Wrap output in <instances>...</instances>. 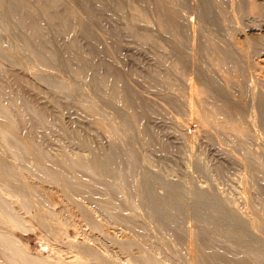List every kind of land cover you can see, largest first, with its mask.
I'll use <instances>...</instances> for the list:
<instances>
[{
  "label": "rangeland",
  "instance_id": "rangeland-1",
  "mask_svg": "<svg viewBox=\"0 0 264 264\" xmlns=\"http://www.w3.org/2000/svg\"><path fill=\"white\" fill-rule=\"evenodd\" d=\"M2 1L4 2L5 5H7V7L5 5H2L3 4ZM5 2L6 3L10 2V3L6 4ZM12 2L11 0H6V1L0 0V58L2 60L4 59L3 63H6L5 65L7 66H9V64L10 66L12 65L13 68L15 67L14 69L18 72H21V73L26 72L28 73V75H32L30 77L31 78L33 77L32 78L33 80L39 82L41 86H43L42 87L43 89L45 90L47 89L46 90L47 92L51 94L53 93V95L56 96L57 98L60 97V99L65 104L64 109L68 107L66 110H64V113H63V119L66 123L67 122L70 123L72 118L74 119L78 117V113L81 116L84 115L83 116L84 118L87 117L89 119L90 117L94 125L93 129H94L96 137L98 135L96 139V145L98 146L100 144H101L100 146L115 145L117 148H119V151L124 150L123 153H125V156L122 155L123 157L121 161L122 162L121 166L124 169L120 167L117 171H119L118 173H120V169H121V173L115 174L117 178L113 176V185L114 187L115 185L117 186L116 189L113 187V190H115V193L117 195L113 191L112 201L121 204L123 213H128L129 211L128 214H131L133 216L136 215L137 217L136 216L135 217L139 221L141 220L140 222L143 225L146 224L145 225L146 228L147 227L148 229L150 228L149 230L152 231V232L148 231L149 233H151L150 235L152 236L153 234L152 237L156 236L154 238L152 237L151 238L156 239V242H158L160 238L161 240L163 239L160 242L164 243V245L161 246L157 244L156 247L154 246L155 249L156 248L157 249L154 250L153 249L154 247L149 249L148 247L145 248L141 244H140V247L142 248H140L138 247L139 244L136 243L132 247L133 251L129 252L127 249H125V247L123 248L122 245H123V242H125V240L133 236L131 234L132 229L128 224H124L125 222L122 221L123 219L120 215L116 214V216H114V214L108 213L107 209L104 208L105 209L104 210L102 206H99L97 203L90 201V202H86V204L89 208H91L93 218L92 217L91 219L85 218L82 215L81 211L78 210L76 206L72 205L71 197L66 196L64 191L61 188L55 187L56 184H53L48 178L43 176V174H41L40 171H38V168H36V164L34 162L35 159L32 157H27V159L26 157H24L21 160H17L18 161V162L16 161L17 163H15L13 159L10 158L11 160H13L11 161L9 160V158H7L5 159L2 165L3 167L7 169L9 167L8 172L13 177H15L17 173L19 177V175L22 174L23 172L25 173L24 175L26 178L29 177L34 182H39L50 188H52L53 186V189L55 190L54 192L55 198L58 201L64 200L65 202H67L73 214L72 216H68L64 213H61L59 214V218L62 221V223L57 224V223H54V221L51 222L48 220L49 218L48 210L50 209L48 205H44V204L41 205L42 202L40 203V201L38 200L36 202L35 200L36 197L33 198L34 196L31 194L29 197L28 194H24L16 189H10L8 193H6L7 190H5L3 197H6L9 194L8 195L9 197L7 196V198H10V197L13 199L18 198L19 200L16 202V204L14 203L15 206L13 204V207L19 212H16L15 209H13L12 211L13 213L15 212L17 213L15 214L19 218V225H18L19 228L16 227L17 225L14 226L13 224L6 222L7 224L0 223V230L8 231V233L11 236L12 235L14 236V237L12 236L14 239L17 237L15 240L16 241L18 240L17 242L21 247L23 246L25 247L26 249L25 251L28 255L30 256L36 255V256L44 257L50 260H52L53 258L54 260H56L57 257L60 258V256L62 257L64 256L65 259L67 258L66 260L73 259L78 254L79 255L81 254L82 256L83 253H80L79 248L81 245L87 244L90 246L91 249H90V252L88 251L84 253L86 256L85 255L82 256V258L85 256L83 259L86 260V262L84 261V263L82 264H89V263L91 264L92 262H95V261H98L99 263L103 264L102 259H100L102 260L100 261L98 259L95 260L91 258L93 257L94 253L103 254V252L107 254L110 258L113 256L112 259L113 258L116 259L117 257L119 259L118 261L121 264H127V263L137 264L136 260L140 264L141 263L146 264L140 257L143 254L144 255L151 254L153 255L154 258L157 257L156 259L159 260V262L162 261L161 263H164V264L166 263L167 264H190L188 262L186 253H184L185 250L183 251V248L181 249L177 241L175 242L173 238L171 237L169 238V234L172 231H175V232L178 231L177 233H179L180 239L184 241L185 237L188 236L187 235L188 231L191 229L192 231H194L195 229L194 233L196 234V236L199 235L198 238L201 240H204L205 238H207L205 240L207 241L210 240V242L212 241L211 243H213L214 246H215V243L217 245V243L219 242L216 247L227 249V246L229 245L228 246L229 249L227 250L233 253L236 252L238 254L239 253L241 254V252L242 253L247 252V254H251L253 251H255L254 245H257V244L259 245V243H261L260 244L261 248L264 249L263 248L264 247V233H263L264 232V205H263L264 204V200H263L264 199V196H263L264 195V190H263L264 189V172H263L264 170V165H263L264 164V161H263L264 160V90H263L264 86H261V85H264L263 83L264 82V78H263L264 77V28H263L264 27V20H263L264 16L259 17L258 14L255 15L251 11H249L250 15L248 12L247 13L238 12L237 14H235L236 16L232 15L233 16V27L234 26L237 27V28L234 27L235 37L237 38L236 39L235 37H232L229 34L230 32L229 28H227V25L222 24V22L220 23L219 21H215V20H205V21L202 20V22H200L196 18L195 14H190L189 18L193 17L194 15L196 23L199 26L196 25L195 29L193 30L190 28V30L187 31L186 33L187 34L186 37L184 38L180 37L176 41V38L173 37V35H170V33L166 32V30H163V28L158 24V18H156L157 16H155L157 15L156 0H148V1L147 0H113V1L112 0H101V2L104 5L103 7L106 9L102 7V12L100 13L102 19L101 20L99 19L101 17L99 18L94 17V20L96 19L95 21H93V17H91L88 10L85 9L86 7L84 6L81 0H75V1L67 0L66 2L68 6L70 5L69 7L71 9V12H73L74 14L73 13L70 14L71 19L69 18L68 26L65 29L66 31L64 30V32H62L63 31L62 29L60 32V29H59L60 26L58 24L56 25V23L54 22L52 23L51 21L46 19V17L42 16L44 15V14H41L42 12L37 13V18H38V15L40 16L39 17L40 19L38 18V20H40L39 23L40 22L42 23V24L40 23V26L42 27L44 34L47 36V37L45 36L46 40H48L44 44L45 46L44 45L39 46L35 42L33 36H30L28 34L24 26L21 25V23H19L18 19L15 17L16 14L19 13V11L17 12V10L20 7H18V5L16 4L17 2L15 0H12ZM104 2L106 4H104ZM116 3L117 4L120 3V4L117 5ZM188 3L190 4V2ZM188 3H186L187 7L192 9V7ZM126 5L128 6L126 7ZM114 7H116L115 9H117L116 10L117 12L115 11ZM128 8H130L131 11ZM137 8L140 11L141 9L144 11V12L141 11L143 13L142 16L144 15L143 17L139 16L138 18V15L135 13V9ZM109 10H111V12ZM240 13L243 15H241ZM7 16L9 17V19L10 18L12 19V17L14 16L13 20L10 19L9 21ZM147 16H148V19H147ZM242 16H243L242 20L246 18L245 19L246 21L245 20L241 21ZM238 17H240V20H238ZM131 18H134V19L136 18V20L131 19ZM41 20L44 21L45 23L42 22ZM205 23H207L208 25ZM237 23L241 25L239 26ZM210 25H212L213 28ZM242 25L243 26L246 25V26L243 27ZM260 25H262L263 27ZM199 27H200V30L202 28L201 31H199L198 29ZM10 28L11 30L13 29L12 30L13 32L9 30ZM17 28L20 30H18ZM128 28H130L131 31H129ZM22 30L24 31V33ZM85 31L86 33H84ZM87 31L90 33H87ZM190 31L192 33L193 31H195V33H193L194 35L191 34ZM121 32L122 34H120ZM200 32H203L204 34L203 35L201 33V35H203L202 38H201V35L200 37H198ZM116 33L117 34L119 33L122 37L119 34L117 35ZM138 33L139 34L146 33L151 37V39L145 40V39L140 38L141 39L140 40L138 39ZM21 34H22V38H21ZM86 34L87 35L91 34V36L90 35L87 36ZM152 35L153 37L155 36L156 38L155 37L153 38ZM89 36L92 38L91 39L92 42L90 41ZM193 36L194 38L199 39L198 41H201V42H203L204 37L213 38L214 41L216 40L218 44H220L222 47L228 50L232 58L236 62H238V64L240 63L239 65H241L243 69L246 67L244 69V72L245 74L246 73H249V74L246 75L247 77L245 76V79L247 78L246 80L248 82L246 81L247 83H245L244 89L245 88L246 89L244 91L246 94L245 96L246 99L243 102L239 101L240 99L236 96V92L237 93L239 92L238 91L239 89L237 90V87L227 86L226 83H224V80L222 79V77L216 74H214L212 78L209 77L206 71L208 70L210 66L212 67V64H211V59L209 58L208 55L202 53L199 56L201 58L203 57L202 59L199 57L195 59V56H193L190 51H192L194 47H198L200 42H198L197 39H194ZM247 36L251 41L255 42L254 44L257 45L256 48L258 47L259 48L262 47V48L254 52L252 51V54L250 53L247 55V53H245L247 52V50L243 51L241 50L242 47H240L244 44V40L247 39ZM231 37L234 38L233 39L234 41L232 40ZM189 38H191V40H189ZM96 40L99 43H97ZM152 40L154 43L152 42ZM158 40L160 41V43H158ZM180 40L183 42L184 45L182 44ZM187 40L189 42H187ZM178 41L179 43L176 44V42ZM235 41L237 42L239 41L241 43L238 42L237 44V42ZM66 42H68V44H66ZM169 43H170V46H169ZM187 43H189L190 46H188ZM163 44H164L163 46L164 49L167 48V50L165 49L164 51L165 52L167 51L166 53H168V57L169 58L171 57V59L173 60H177L179 66L180 67L183 66L181 70L183 69L186 72V75L184 74L185 73L184 71H183L184 73H182L181 71L175 70L174 68H171L169 65H167L169 67L168 68L164 64L165 62H162V63L160 62L161 60L159 59V55L157 54L158 53L157 51H158V48H160ZM179 44L183 48L186 47V49L184 48L187 51V52L185 51V54L183 52L181 54V52L177 51V48H175V46H178ZM17 45L19 46L17 47ZM66 45L67 46L70 45L69 48ZM71 46L73 48L72 49L73 51H70V52L72 53L74 52L73 56L76 54V57H78V59L75 56L74 57L71 56L72 54H68L66 48L71 49ZM62 47H64V49ZM115 47H118V48H115ZM163 47H161V49ZM190 47H191V50H190ZM46 48L48 50H46ZM107 48H109L110 50ZM25 49H28V50H25ZM112 49H113V52L111 51ZM107 50L111 52L109 51L106 52ZM23 51H26V52H23ZM19 52L21 53L19 54ZM65 52L70 57V60L68 59L69 57L67 56ZM60 53H63V54L60 55ZM183 54L186 55L185 59H184ZM65 58L67 59L65 60ZM72 58H74V60ZM79 58L82 59L83 66L79 63ZM7 62L9 63L7 64ZM101 62L103 63V66L104 65H107V66L103 67ZM111 64H113V66ZM250 64L252 65L250 66ZM108 66H109V69H108ZM160 66H163L162 68L164 70L167 67L166 68L168 69L166 70L167 73H169V75H171L172 77L174 76L173 78H177L181 82L184 89H187L188 82H186V79H187L186 76L189 77V75H191L189 74V72H191V70L194 68L196 70L202 69V71L200 70L201 73L200 71H198L192 74V76H194L193 79L197 83H200L203 86L206 85L205 87H206L207 92L208 90L209 91L211 90L208 93H210L211 95L213 94V97H216L217 99H220V98L224 99V98L229 97L228 99L235 102V105L237 107L240 106L239 109L242 113V117H243L242 119L246 123L245 125L247 126V129L249 128L248 135L250 137L248 136V140L245 143V145L248 146L249 148L246 147L245 145H242L243 144L242 142H238L237 140L232 139L229 136L225 137L226 135L224 136V134L219 133L220 131H217L216 128L213 129L212 127L210 128L208 126H204L202 122L200 121V119L198 118L197 114L193 113L192 110H190L191 109L190 106L188 104L187 105L189 107L185 105L187 102H184V100L186 101V98H184V96L182 98V95L179 94V92L176 91L175 89L172 90L171 89L172 87L169 84L168 86L166 84L162 85V84L157 83V80L159 82L161 80L160 75H159V70H163ZM106 67L108 71H106ZM103 69L109 74H111L110 72H112L111 75L117 72L118 73L120 72V76L122 75L121 76L122 84L123 86H125L126 91L127 92L129 91L128 93L131 96L135 95V97L133 96L135 103H134V107L132 105V109L128 104L124 103V101H121L119 99L116 100V97L112 95L113 93L111 92V90H109V88L107 89V87L103 85V78L105 75H107V73H105ZM172 69L178 73L172 71ZM76 72L77 74H75ZM100 74L102 76H100ZM174 74H176L177 76ZM182 74L184 75L183 77H182ZM254 76L257 79H255ZM183 83H185V86ZM212 83L213 84L216 83V85H213ZM160 88H163V89L160 90ZM217 88H220V90H218ZM168 89H171L172 92H170ZM160 91L162 92V94ZM175 92L178 95H175L176 94ZM253 93L257 95L255 96ZM179 95H181V97ZM136 96H137V100H139L141 104H143L142 106L139 101H136L135 99ZM176 97L178 100L182 98L180 100V103L182 104L184 103L183 106L181 104L178 105L174 102L175 101L174 98L176 99ZM235 99H237L239 102ZM182 100L183 102H181ZM143 102L144 103L147 102L149 106L151 105V108L155 107L153 109L154 111H156V113L154 114V111H152V114L154 116L150 115L151 113H148V112L147 113L150 116L149 117L147 116V113L144 109L145 107H143L144 106ZM150 103H153V104H150ZM70 106H72V108ZM73 110L75 111V113ZM76 110L78 111L76 112ZM135 112L137 113V115L139 114L138 117H136L137 115ZM73 114H75V116ZM233 114L235 116H240L237 112H234ZM233 114L232 116H234ZM80 115L79 117H81ZM141 115L143 116L146 115L148 119L145 116L143 117L144 119L143 120ZM91 116H93V118ZM140 122L142 123V126ZM96 126L98 128H96ZM138 126H139V129H138ZM142 127L144 128L147 127L146 131H148L150 135L153 134L151 136V139L153 138L152 140L156 141L155 144L157 143L156 145L159 147L160 150L157 148L156 145L155 146L150 145L149 143L145 142L146 140L143 139L145 137L141 130ZM205 128L207 129L206 131H205ZM43 130L44 129L37 128V131L40 133H42ZM55 131L57 133H54V130L50 131L52 132L51 134L50 133L48 134L50 138L47 137V140L49 139L50 142L46 140L48 145L45 144V146L46 145L48 146L46 147L48 148L50 154H52L53 152L54 154L52 155H55L54 151H57L58 146L60 147L61 145L60 142L61 143L63 142L62 144L64 145L62 146H65V149L66 151H68L67 153L70 156L73 157L76 155H83L84 157L86 156L84 159L87 160L88 162L89 153H86V150H84L82 147H80L76 143L71 142L70 140H69L70 142L68 140L66 141L67 138L65 137L64 139L60 131H57V130ZM115 139L117 141H115ZM157 140H159V142ZM120 141H123V142H120ZM161 142L165 143L166 146H168L169 144L167 148L168 150L166 149V147L164 148L163 146H161L160 144ZM152 144H154V142ZM242 146H245V147L243 148ZM248 149H251L250 152ZM254 151L255 152L258 151L257 154ZM128 153L130 155L132 154L131 157ZM14 163H15V167H14ZM124 166L125 167L128 166L126 167L127 169ZM21 169L24 171H22ZM86 172L89 173V174L86 173L87 174L86 176L88 177L90 176L91 178L95 180V184H97L96 185L97 190L99 192L105 191V189L103 190L100 187H98V186L103 185L101 183V180L99 179V176H97V174H94L91 170H87ZM125 176L127 178L130 176L129 177L130 179L129 178L127 179ZM6 182L7 180L5 178L0 177V184L2 183V185H0L1 188H3L2 186L6 185ZM99 188L102 191H100ZM121 191H123L124 193ZM121 193L123 194L121 195ZM126 194L128 195V197ZM254 196H255V199H254ZM31 198L34 201H31L32 200ZM28 199H30L31 202H29ZM161 199H162V203L160 202ZM122 200H123L124 205H122L123 203H121ZM125 200L129 201L127 202L126 206H125V203H126ZM250 200L252 201L250 202ZM130 201L131 202L133 201V202L131 203ZM128 204L131 208L128 206ZM132 205L134 207H132ZM52 206L55 208H58L60 207V204L59 202H57L55 203V205H52ZM52 206L51 208H53ZM122 206L126 207V210ZM19 209L21 210L22 214H19L21 213ZM133 210L136 214L133 212ZM130 211L133 213H131ZM162 215L164 216V219H165V216L167 217L166 220L170 218V223L168 224L167 229H166L167 225L164 226L163 228V224L165 220H163ZM161 219L163 220V222L161 221ZM246 219H249V220H246ZM254 219L261 221L260 223H263L262 225L260 224V228L259 227L256 228L255 226H253ZM171 221L173 222V224H171L172 223ZM250 222L251 224H249ZM99 225H102L103 227ZM188 227L190 228L189 230H188ZM241 228L243 229V231ZM253 229H255L254 232H253ZM259 229L261 232L259 231ZM91 236H95V237L93 238ZM210 236L212 238H210ZM181 237H183V239ZM100 238H102L104 241L102 239L100 240ZM114 238L116 239V241ZM169 239H171L172 241ZM187 239L188 238H186V240ZM212 239L215 241H213ZM100 241H102V244ZM220 241L225 242V243L228 242V243L226 244V246H224L225 243L220 244ZM112 242H114L115 244ZM231 244H233V246ZM118 246H121L122 248ZM238 246L239 248H237ZM105 248H107V251ZM244 248H247L249 250L246 249L247 250L246 251ZM137 249L139 251H137ZM141 249L143 253H141L142 252ZM151 249L154 251H152ZM234 249H236L237 251L238 249L240 250L237 252ZM262 249L260 252H263ZM74 250H75V253H74ZM88 254L90 257L89 256L87 257ZM137 254L139 258L136 256ZM70 255L71 256L73 255V257H71ZM11 257L13 261L12 264H15V262L19 261L17 256L12 255ZM13 257H15V260ZM170 257H171V260H170ZM130 259L132 260L133 263H131ZM166 259H168L169 261H167ZM0 264H5V263H2L0 260ZM16 264H19V263H16Z\"/></svg>",
  "mask_w": 264,
  "mask_h": 264
},
{
  "label": "bare ground",
  "instance_id": "bare-ground-1",
  "mask_svg": "<svg viewBox=\"0 0 264 264\" xmlns=\"http://www.w3.org/2000/svg\"><path fill=\"white\" fill-rule=\"evenodd\" d=\"M6 1V0H5ZM18 7H20L17 12L19 11V13L16 14V18L18 19L19 23H21V25L24 26V28L27 30L28 34L30 36H33L35 42L40 46V45H44L46 43V38H45V34L44 31L42 29V27L40 26V23L38 20V18L40 17L38 15L37 18V13H41L44 14L42 16L46 17V19H48L49 21H51L52 23H56V25L58 24L60 26V32L61 29L63 30L62 32H64V30L67 28L68 26V21L69 18L71 17L70 14H72L73 12H71L70 9V5L68 6L67 4V0H15ZM75 1V0H74ZM82 3L84 4V7L86 10H88L89 14L91 17H93V21L94 17H101V12H102V7L103 5V1L101 2V0H81ZM113 1V0H112ZM148 1V0H147ZM3 2V1H2ZM12 2V0H11ZM107 2V1H106ZM119 2V1H118ZM135 2V1H134ZM150 2V1H149ZM190 2V4L188 3ZM6 3V2H5ZM10 2H7L6 4H9ZM13 3V2H12ZM74 3V2H73ZM112 3V2H111ZM110 3V4H111ZM124 3V2H123ZM122 3V4H123ZM143 3V2H142ZM188 3L191 8L187 7ZM2 4V3H1ZM14 4V5H16ZM70 4V3H69ZM104 4H106L104 2ZM117 4V3H116ZM120 4V3H119ZM117 4V5H119ZM2 5H5L4 2ZM7 7V5H5ZM108 6V4H107ZM128 5H126L127 7ZM136 6V5H135ZM152 6V5H151ZM122 7V6H121ZM124 7V6H123ZM138 7V6H137ZM156 7H157V16L156 18H158V24L163 28V30H166V32L170 33V35H173V37L176 38V41L181 37H186L187 36V31L190 30V28L193 30L195 29L197 23L195 20V16L196 18L202 22V20H215V21H219L220 23L222 22V24L227 25V28H229V34L232 37H235V30L234 27L237 28L236 26L233 27V16H236L235 14H237L238 12H245V13H249V11L253 12L255 15H259V17L264 16V0H156ZM2 8V7H1ZM73 8V7H72ZM83 8V7H82ZM104 8V7H103ZM113 8V6H112ZM116 7H114L115 9ZM125 8V7H124ZM134 8V7H133ZM131 8V9H133ZM5 9V8H4ZM13 9V8H12ZM11 9V10H12ZM15 9V8H14ZM106 9V8H104ZM120 9V8H119ZM130 10V8H128ZM141 9V8H140ZM76 10V9H75ZM112 10V9H111ZM111 10H109L111 12ZM117 9H115L116 11ZM154 10V8H153ZM77 11V10H76ZM107 11V10H106ZM105 11V12H106ZM119 11V10H118ZM131 11V10H130ZM128 11V12H130ZM134 11V10H133ZM141 11H143L141 9ZM138 8L135 9V13L139 16H142V12H141ZM6 12V11H5ZM8 12V11H7ZM117 12V11H116ZM121 12V11H120ZM144 12V11H143ZM10 13V12H9ZM8 13V14H9ZM109 13V12H107ZM244 13V14H245ZM40 14V15H41ZM74 14V13H73ZM76 14V13H75ZM119 14V13H118ZM133 14V12H132ZM190 14H195V16L193 15V17L189 18ZM241 14V13H240ZM252 14V13H251ZM114 15V14H113ZM233 15V16H232ZM239 15V14H238ZM243 15V14H241ZM240 15V16H241ZM250 15V13H249ZM253 15V14H252ZM76 16V15H75ZM103 16V15H102ZM107 16V15H106ZM132 16V15H131ZM254 16V15H253ZM8 17V16H7ZM6 17V18H7ZM14 17V16H13ZM13 17L11 20H13ZM74 17V16H73ZM15 18V19H16ZM86 18V17H85ZM90 18V17H89ZM155 18V17H154ZM248 18V17H247ZM256 18V17H255ZM9 19V17H8ZM9 19V21H10ZM40 19V18H39ZM71 19V18H70ZM75 19V18H74ZM91 19V18H90ZM100 20L102 19L99 18ZM98 19V20H99ZM134 19V18H131ZM142 19V18H141ZM148 19V16H147ZM235 19V18H234ZM243 16L241 18L242 20ZM250 19V18H249ZM43 20V19H42ZM41 20V21H42ZM87 20V19H86ZM89 20V19H88ZM99 20V21H100ZM136 20V18L134 19ZM237 20V18H236ZM238 20H240V17H238ZM255 20V19H254ZM260 20V19H259ZM264 20V19H263ZM47 21V20H46ZM103 21V20H102ZM107 21V19H106ZM145 21V20H144ZM149 21V20H148ZM198 21V22H199ZM235 21V20H234ZM246 21V20H245ZM252 21V20H251ZM257 21V20H256ZM16 22V21H15ZM44 22V21H42ZM85 22V21H84ZM133 22V20H132ZM140 22V21H139ZM143 22V21H142ZM150 22V21H149ZM236 22V21H235ZM238 22V21H237ZM249 22V21H248ZM258 22V21H257ZM14 23V22H13ZM12 23V24H13ZM45 23V22H44ZM71 23V22H70ZM99 23V22H98ZM156 23V22H155ZM251 23V22H250ZM253 23V22H252ZM17 24V23H16ZM42 24V23H41ZM49 24V23H47ZM85 24V23H84ZM87 24V23H86ZM92 24V23H91ZM95 24V23H94ZM109 24V23H107ZM114 24V23H113ZM157 24V23H156ZM157 24V25H158ZM201 24V23H199ZM207 24V23H205ZM238 24V23H237ZM254 24V23H253ZM263 24V23H262ZM14 25V24H13ZM20 25V24H19ZM17 25V26H19ZM54 25V26H56ZM208 25V24H207ZM239 25V24H238ZM241 25V24H240ZM239 25V26H240ZM256 25V24H255ZM9 26V25H8ZM52 26V25H51ZM58 26V27H59ZM111 26V25H110ZM114 26V25H113ZM159 26V27H160ZM199 26V25H197ZM212 28L213 26L210 25ZM221 26V25H220ZM243 26V25H242ZM246 26V25H244ZM243 26V27H244ZM251 26V25H250ZM259 26V24H258ZM257 26V27H258ZM262 26V25H260ZM15 27V26H14ZM21 27V26H20ZM53 27V26H52ZM56 27V28H58ZM201 27V25H200ZM200 27L198 28L199 31ZM203 27V25H202ZM249 27V26H248ZM263 27V26H262ZM72 28V27H71ZM70 28V29H71ZM87 28V27H86ZM226 28V27H225ZM264 28V27H263ZM18 29V28H17ZM129 31L130 28H128ZM161 29V28H160ZM207 29V28H206ZM242 29V28H241ZM11 30V28L9 29ZM13 30V29H12ZM11 30V31H12ZM20 30V29H18ZM85 30V28H84ZM191 30V31H192ZM205 30V29H204ZM238 30V29H237ZM23 31V30H22ZM56 31V30H55ZM66 31V30H65ZM128 31V32H129ZM190 31V32H191ZM215 31V30H214ZM227 31V30H226ZM245 31V30H244ZM259 31V30H258ZM13 32V31H12ZM11 32V33H12ZM119 32V31H117ZM127 32V31H126ZM145 32V31H144ZM165 32V31H164ZM165 32V33H166ZM206 32V31H204ZM208 32V31H207ZM240 32V30H239ZM243 32V31H242ZM17 33V32H16ZM22 33V32H21ZM24 33V31H23ZM68 33V32H66ZM75 33V32H74ZM80 33V32H79ZM78 33V34H79ZM86 33V31L84 32ZM87 33H90L87 31ZM161 33V32H160ZM193 33H195V31H193ZM191 32V34H193ZM201 33L203 34V32H200L199 36L201 35ZM226 33V32H224ZM223 33V34H224ZM14 34V33H13ZM27 34V35H28ZM117 34V33H116ZM119 34V33H118ZM117 34V35H118ZM122 34V32L120 33ZM119 34V35H120ZM137 34V32H136ZM163 34V33H162ZM190 34V33H189ZM188 34V35H189ZM190 34V35H191ZM258 34V33H257ZM59 35V34H58ZM83 35V34H82ZM85 35V34H84ZM87 35V34H86ZM91 36V34H88ZM87 35V36H88ZM124 35V34H123ZM135 35V34H133ZM169 35V36H170ZM185 35V36H184ZM194 35V34H193ZM196 35V34H195ZM204 35V34H203ZM203 35H201V38L203 37ZM211 35V34H210ZM208 35V36H210ZM222 35V34H221ZM227 35V34H226ZM262 35V34H261ZM20 36V34H19ZM29 36V37H30ZM60 36V35H59ZM89 36V37H90ZM121 36V35H120ZM214 36V35H213ZM216 36V35H215ZM218 36V35H217ZM229 36V35H228ZM47 37V36H46ZM71 37V36H69ZM79 37V36H78ZM88 37V38H89ZM122 37V36H121ZM135 37V36H134ZM153 37V35H152ZM155 37V36H154ZM153 37V38H154ZM163 37V36H162ZM166 37V36H165ZM164 37V38H165ZM168 37V36H167ZM172 37V36H171ZM170 37V38H171ZM189 37V36H188ZM187 37V38H188ZM222 37V36H221ZM231 37V38H232ZM17 38V37H16ZM21 38H22V34H21ZM20 38V40H21ZM31 38V37H30ZM50 38V37H49ZM145 39V40H150L151 37L146 34V33H138V39ZM156 38V37H155ZM174 38V39H175ZM186 38V39H187ZM194 38V36H193ZM200 38V39H201ZM215 38V37H214ZM223 38V37H222ZM227 38V37H226ZM236 38V37H235ZM239 38V37H238ZM70 39V38H69ZM91 37H90V41H91ZM159 39V38H158ZM185 39V40H186ZM197 39V38H194ZM234 38H232L233 40ZM237 39V38H236ZM23 40V39H22ZM29 40V39H28ZM32 40V39H31ZM30 40V41H31ZM78 40V39H76ZM89 40V39H88ZM141 40V39H140ZM163 40V39H162ZM165 40V39H164ZM182 40V39H181ZM180 40V41H181ZM189 40H191V38H189ZM199 39H197L198 41ZM202 40V39H201ZM221 40V39H219ZM231 40V39H230ZM244 40V39H243ZM66 41V40H65ZM71 41V40H70ZM99 41V40H98ZM171 41V40H169ZM183 41V40H182ZM181 41V42H182ZM218 41V40H217ZM234 41V40H233ZM256 41V40H255ZM18 42V41H17ZM92 42V41H91ZM97 42V40H96ZM153 42V40H152ZM165 42V41H163ZM187 42H189L187 40ZM200 42L198 47H194L192 49V51H190L192 53L193 56H195V59H197L202 53L206 54L209 56V58L211 59V64L212 67L210 66L208 68V70L206 71L207 74L209 75V77H213L214 74L222 77V79L224 80V83H226L227 86L230 87H237V90L239 91L238 93L236 92V96L240 99L239 101L243 102L246 99V94H245V83H247L248 81L245 79V76L249 73L244 72V69L246 68H242L241 65L238 64V62H236L231 54L228 52L227 49H225L224 47H222L220 44H218L216 42V40L214 41L213 38L210 37H204L203 38V42ZM237 42V41H235ZM239 42V41H238ZM237 42V44H238ZM259 42V40H258ZM32 43V42H31ZM78 43V42H77ZM99 43V42H97ZM154 43V42H153ZM158 43H160V41L158 40ZM179 43L176 42V44ZM191 43V42H190ZM197 43V42H196ZM202 43V44H201ZM241 43V42H239ZM254 41H251L248 36L247 39L244 40V44H240L242 46L243 51L247 50V55L248 54H252V51H256V50H260L262 47H258L256 48L257 45L254 44ZM19 44V43H18ZM22 44V43H21ZM66 44H68V42H66ZM79 44V43H78ZM81 44V43H80ZM162 44V43H161ZM175 44V43H174ZM183 44V42H182ZM188 46H190L189 43H187ZM258 44V43H257ZM32 45V44H30ZM35 45V44H34ZM48 45V44H47ZM75 45V44H73ZM72 45V46H73ZM102 45V44H101ZM100 45V47H101ZM157 45V44H156ZM184 45V44H183ZM201 45V47H200ZM228 45V44H227ZM236 45V44H235ZM260 45V44H259ZM19 45H17L18 47ZM38 46V47H39ZM45 46V45H44ZM65 46V45H64ZM67 46V45H66ZM70 46V45H69ZM69 46H67L69 48ZM71 46V49H67L68 54H72L71 56H73L74 52H70L73 51ZM93 46V45H92ZM97 46V44H96ZM158 46V45H157ZM164 44L161 46L163 47ZM166 46V45H165ZM170 46V43H169ZM225 46V45H224ZM26 47V46H25ZM47 47V46H46ZM53 47V46H52ZM99 47V48H100ZM108 47V46H107ZM160 47V46H159ZM158 48V55H159V59L161 60L160 62H165L164 64L167 66L169 65L171 68H174L175 70H179L182 73H184L185 71L180 67L177 60H173L171 59V57H168V53H166L164 50V47L161 49ZM254 47V48H253ZM64 49V47H62ZM103 48V47H102ZM118 48V47H115ZM175 48H177V51H180L181 54L182 52L185 54V49L186 47H182L180 44L178 46H175ZM33 49V48H32ZM35 49V47H34ZM41 49V48H40ZM61 49V50H63ZM97 49V48H96ZM106 49V48H105ZM109 49V48H107ZM28 50V49H25ZM46 50H48L46 48ZM76 50V49H75ZM74 50V51H75ZM99 50V49H98ZM97 50V51H98ZM101 50V49H100ZM110 50V49H109ZM109 50H107L106 52H108ZM117 50V49H116ZM191 50V47H190ZM240 50V51H241ZM21 51V50H20ZM113 52V49L111 50ZM109 51V52H111ZM173 51V50H172ZM235 51V49H234ZM263 51V50H262ZM26 52V51H23ZM48 52V51H47ZM63 52V51H62ZM117 52V51H116ZM115 52V53H116ZM187 52V51H186ZM260 52V51H259ZM21 52H19L20 54ZM50 53V52H49ZM48 53V55H49ZM52 53V52H51ZM64 53V52H63ZM63 53H60L63 54ZM66 53V52H65ZM170 53V52H169ZM242 53V52H241ZM261 53V52H260ZM26 54V53H25ZM24 54V55H25ZM59 54V53H58ZM67 54V53H66ZM67 54V56H68ZM112 54V53H111ZM171 54V53H170ZM180 54V55H181ZM183 54V55H184ZM254 54V53H253ZM56 55V54H55ZM84 55V54H82ZM188 55V54H187ZM3 56V55H1ZM52 56V55H51ZM54 56V55H53ZM76 57V54L74 55ZM73 56V57H74ZM81 56V55H80ZM157 56V55H156ZM175 56V55H174ZM184 55V59H185ZM236 56V55H235ZM55 57V56H54ZM66 57V56H65ZM69 57V56H68ZM85 57V56H84ZM3 58V57H2ZM53 58V57H52ZM64 58V56H63ZM78 59V57H76ZM75 58V59H76ZM179 58V57H178ZM187 58V57H186ZM201 58V57H199ZM203 58V57H202ZM201 58V59H202ZM35 59V58H34ZM67 58H65L66 60ZM70 60V57L68 58ZM74 60V58H72ZM236 59V58H235ZM238 59V58H237ZM4 60V59H3ZM3 60L0 58V177L5 178L7 180L6 185L2 186L3 188L0 187V223H11L14 226L17 225L16 227L19 228V218L16 215L17 211L14 207L13 204L18 200L17 199H13V198H7L3 197L4 196V192L5 190H7L6 193H8L10 191V189H16L24 194H28L30 197V194L33 195L37 202L40 201L41 205H48V207H50V209L48 210V214H49V221H54V223H62V221L59 218V214L64 213L68 216H72L73 212L70 208V206L68 205L67 202H65L64 200L58 201L55 198L54 192L55 190L50 187H47L46 185H43L39 182H34L32 181L29 177L26 178L25 177V173L19 175L18 177V173L15 177L11 176L10 173L8 172V169L3 167V162L5 161V159L9 158V160L13 159L15 161V163H17V160H21L22 158L26 157H32L35 159V164H36V168H38V171L41 172V174H43V176H45L46 178H48L53 184H56L55 187H59L61 188L66 196L71 197V201H72V205L76 206L78 210L81 211L82 215L87 218V219H91L92 217V210L91 208H89L86 204V202H95L97 203L99 206H102L103 209H107L108 213L114 214V216L120 215L122 217V221H124V224H128L131 229H132V237H129L127 240H125V242H123L122 247L125 249H127L129 252L133 251L132 247L133 245H135L136 243L139 244L138 247H140V244L142 246H144L145 248H152V247H156V245H164V243L160 242L162 241L161 238L159 239L158 242H156V239H152L154 237L153 234L152 236L150 235L152 232L148 229V227L146 228L145 225H143L135 216L128 214V213H123L122 212V208H121V204L120 203H116L113 202V191L115 193V190H113V176H115V174H120L121 173V169H120V173H118L119 171H117L120 167H122V155L125 156V153H123V151H119V148H117L115 145H111V146H98L96 145V139L98 137H96L94 129H93V122L91 121L90 117L89 119L86 117L84 118V115H80L78 113V117L76 118H72V120L70 121V123H66L63 119V113H64V109L65 108V104L64 102L60 99V97H56L53 95V93H49L47 92L45 89H43L41 86V84L35 80H33L30 76L32 75H28V73L26 72H18L16 71L13 66L9 64V66L5 65L6 63H3ZM188 60V59H187ZM204 60V59H203ZM68 61V60H67ZM76 61V60H75ZM78 61V60H77ZM202 61V60H201ZM5 62V61H4ZM190 62V61H189ZM204 62V61H203ZM9 62H7L8 64ZM79 63L83 66V62L82 59L79 58ZM78 63V64H79ZM102 63V62H101ZM160 63V64H161ZM168 63V64H166ZM188 63V62H187ZM12 64V63H11ZM85 64V62H84ZM163 64V65H164ZM191 64V63H190ZM113 66V64H111ZM252 64H250L251 66ZM64 66V65H63ZM80 66V65H79ZM103 66V63H102ZM101 66V67H102ZM107 66V65H104ZM103 66V67H104ZM66 67V66H65ZM161 68L163 66H160ZM168 67V66H167ZM166 67V68H167ZM186 67V66H185ZM190 67V66H189ZM72 68V66H71ZM86 68V67H85ZM98 68V67H97ZM96 68V69H97ZM165 70H159V75H160V82L157 80V83L159 84H166V85H170L173 89H175L176 91L179 92V94L182 95V98L184 96V98H186V101L184 100V102H187L185 105L186 106H190V110H192L193 113L197 114L198 118L200 119V121L202 122V124L204 126H208V127H212L213 129L216 128L217 131H220L219 133L224 134L225 137L229 136L232 139L237 140L238 142H242V145H245V143L248 140V129L247 126L245 125L246 123L244 122V120L242 119V113L239 109V107H237L235 105V102H233L232 100H229L228 98H220L217 99L216 97H213V94L211 95L209 90L207 92L206 90V85H201L200 83H197L192 76L193 73L198 72V71H202V69L200 70H196L195 68L191 70V72H189V77H187L186 82H188L187 84V89H184V87L182 86L181 82L177 79V78H173L171 75H169V73H167L166 69ZM169 68V67H168ZM198 68V67H197ZM68 69V68H67ZM76 69V68H75ZM99 69V68H98ZM109 69V66H108ZM115 69V68H114ZM187 69V68H186ZM189 69V68H188ZM84 70V69H82ZM81 70V71H82ZM101 70V68H100ZM104 70V69H103ZM112 70V69H111ZM247 70V69H246ZM245 70V71H246ZM76 71V70H75ZM105 71V70H104ZM106 71L107 67H106ZM105 71V73H107ZM172 71H174L172 69ZM184 71V72H183ZM200 71V73H201ZM28 72V71H27ZM31 72V71H30ZM98 72V71H97ZM116 72V71H115ZM158 72V71H157ZM176 72V71H174ZM102 73V71H101ZM104 73V74H105ZM112 74V72H110ZM118 73V72H117ZM109 74L107 73V75L104 76L103 78V85L107 87V89L109 88V90H111L112 95H114L116 97V100H121L124 101V103L128 104L131 109H132V105L134 107V97L135 95L131 96L127 91L125 86H123L122 84V78L120 76V72L117 74ZM178 73V72H176ZM77 74V72L75 73ZM109 74V75H108ZM181 74V73H180ZM186 75V72L184 73ZM188 74V73H187ZM158 75V74H157ZM176 75V74H174ZM263 75V74H262ZM261 75V76H262ZM99 76V75H98ZM100 76H102L100 74ZM177 76V75H176ZM180 76V75H179ZM184 75L182 74V77ZM217 76V77H218ZM253 76V75H252ZM181 77V78H182ZM215 77V76H214ZM247 77V76H246ZM263 77V76H262ZM101 78V77H100ZM255 78V76H254ZM264 78V77H263ZM262 78V79H263ZM37 79V78H36ZM206 79V78H205ZM257 79V78H255ZM261 79V78H260ZM184 80V79H183ZM182 80V81H183ZM188 80V81H187ZM213 80V79H212ZM221 80V79H220ZM222 80V81H223ZM250 80V79H249ZM101 81V80H100ZM201 81V80H200ZM209 81V80H208ZM211 81V79H210ZM247 81V82H246ZM253 81V80H252ZM185 82V81H184ZM263 82V80H262ZM125 83V82H124ZM256 83V81H255ZM264 83V82H263ZM100 84V83H99ZM185 86V83H183ZM213 84V83H212ZM262 84V83H261ZM158 85V84H157ZM168 85V86H169ZM213 85H216L213 84ZM255 85V84H254ZM159 86V85H158ZM167 86V88H168ZM264 86V85H261ZM103 87V86H102ZM127 87V86H126ZM254 87V86H253ZM166 88V89H167ZM215 88V87H214ZM263 88V87H262ZM104 89V88H102ZM130 89V88H129ZM159 89V88H158ZM163 88H160V90H162ZM165 89V90H166ZM171 89H168L170 92ZM218 90H220V88H217ZM231 89V88H230ZM248 89V88H247ZM132 90V89H131ZM264 90V89H263ZM214 91V90H213ZM231 91V90H230ZM255 91V90H253ZM131 92V91H130ZM161 92V91H160ZM218 92V91H217ZM222 92V91H221ZM252 92V91H251ZM55 93V92H54ZM107 93V92H106ZM176 93V92H175ZM173 93V94H175ZM213 93V92H211ZM133 94V93H132ZM162 94V92H161ZM166 94V93H165ZM229 94V93H228ZM255 96L257 94L253 93ZM109 95V94H108ZM137 95V94H136ZM175 95H178L177 93ZM181 95H179L181 97ZM223 95V94H222ZM221 95V97H222ZM225 95V94H224ZM110 96V95H109ZM263 96V95H262ZM114 97V98H115ZM175 97V96H174ZM225 97V96H224ZM232 97V96H230ZM261 97V96H260ZM112 98V97H111ZM180 98L179 100L174 98V102L178 105H182V103H180V100L182 99ZM235 98V97H234ZM252 98V97H251ZM136 101L137 100V96H136ZM170 99V98H169ZM64 100V99H63ZM173 100V99H172ZM237 100V99H235ZM251 100V99H250ZM67 101V100H66ZM65 101V102H66ZM120 101V102H121ZM148 101V100H147ZM238 101V100H237ZM238 101V102H239ZM249 101V100H248ZM261 101V100H260ZM117 102V101H116ZM140 102V101H139ZM183 102V100L181 101ZM240 102V103H241ZM119 103V102H118ZM144 103V102H143ZM247 103V102H246ZM250 103V102H249ZM122 104V103H121ZM141 104V102H140ZM153 104V103H150ZM188 104V105H187ZM256 104V102H255ZM143 104H141L142 106ZM188 106V107H189ZM248 106V105H247ZM72 108V106H70ZM75 107V106H74ZM145 107V111L146 113H151L152 111H154L153 108H151V105L149 106V104L147 102L144 103ZM175 107V106H174ZM181 107V106H179ZM185 107V106H184ZM187 107V108H188ZM256 107V106H254ZM76 108V107H75ZM74 109V108H73ZM143 109V111H144ZM157 109V108H156ZM184 109V108H183ZM245 109V108H244ZM243 109V110H244ZM89 110V109H88ZM242 110V108H241ZM74 111V110H73ZM78 110H76L77 112ZM133 111V110H132ZM188 111V110H187ZM190 112V111H189ZM237 112L240 116H235L233 113ZM73 113V112H72ZM75 113V111H74ZM84 113V112H83ZM89 113V112H88ZM92 113V112H91ZM136 113V112H135ZM145 113V114H146ZM147 116L149 117L150 115ZM156 113V111H154V114ZM188 113V112H187ZM134 114V112H133ZM143 114V112H142ZM232 114L235 116H232ZM75 116V114H73ZM79 115L81 117H79ZM132 115V114H131ZM137 115V113H136ZM139 115V114H138ZM138 115L136 117H138ZM97 116V115H96ZM142 116V119L143 115ZM146 116V118H147ZM154 116V115H153ZM151 116V117H153ZM176 116V115H175ZM72 117V116H71ZM93 118V116H91ZM133 117V116H132ZM140 118V117H139ZM98 119V117H97ZM141 119V118H140ZM148 119V118H147ZM136 120V119H135ZM144 120V119H143ZM151 121V120H150ZM177 121V120H176ZM149 122V121H148ZM98 123V122H97ZM139 123V122H138ZM141 123V122H140ZM175 123V122H174ZM95 124V123H94ZM150 124V123H149ZM98 125V124H97ZM140 125V124H139ZM142 126V123H141ZM140 126V127H141ZM37 128H41L44 129L42 133L41 130L40 132L37 131ZM96 128H98L96 126ZM103 128V127H102ZM147 128V127H146ZM142 127L141 130L143 132V135L145 138L144 141L146 143H149L150 145H156L154 140L151 139V136L148 131H146L147 129ZM152 128V127H151ZM204 128V127H203ZM209 128V130H210ZM139 129V126H138ZM149 129V128H148ZM54 130V133H57L55 130L60 131V133L62 134V136L67 138L66 141L70 140L73 143H76L77 145H79L80 147H82L84 150H86V153H89V160L87 162V160H85L83 155H76V156H70L65 149V146H62L64 144H62L60 142V147L58 146L57 151L55 152V155L52 152V154H50L49 150H48V144L47 141H49V139L47 140V137L50 138L48 136V134L52 133L50 131ZM99 130V129H98ZM207 129L205 128V131ZM101 131V130H100ZM99 131V132H100ZM151 131V130H150ZM116 132V131H115ZM141 132V133H142ZM155 132V131H154ZM200 132V130H199ZM59 133V134H60ZM97 133V132H96ZM151 133V132H150ZM206 133V132H204ZM116 134V133H115ZM208 134V133H207ZM206 134V135H207ZM218 134V133H217ZM119 135V134H118ZM51 136V135H50ZM221 136V135H220ZM53 137V136H52ZM116 137V136H115ZM119 137V136H117ZM228 137V138H229ZM250 137V136H249ZM227 139V138H226ZM47 140V141H46ZM53 140V138H52ZM63 140V139H62ZM112 140V139H111ZM228 140V139H227ZM64 141V140H63ZM69 141V142H70ZM115 141H117L115 139ZM154 144H152L153 142ZM159 142V140H157ZM163 141V139H162ZM231 141V140H230ZM50 142V141H49ZM48 142V143H49ZM107 142V141H106ZM113 142V141H112ZM123 142V141H120ZM143 142V143H145ZM168 142V141H166ZM59 143V142H58ZM65 143V142H64ZM45 144H47L45 146ZM115 144V142H114ZM159 144V143H158ZM161 146H163L164 148L166 147V149L168 148V146H166L165 143L161 142L160 143ZM249 144V143H248ZM123 146V145H122ZM148 146V145H146ZM157 146V145H156ZM246 146V145H245ZM245 146H242L243 148ZM120 147V146H119ZM131 147V146H130ZM150 147V146H148ZM248 147V146H246ZM252 147V146H251ZM133 148V147H132ZM153 148V147H152ZM150 148V149H152ZM157 148L159 149V147L157 146ZM161 148V147H160ZM163 148V149H164ZM249 148V147H248ZM129 149V148H128ZM156 149V148H155ZM122 150V149H120ZM136 150V149H135ZM160 150V149H159ZM168 150V149H167ZM166 150V151H167ZM249 152L251 149H248ZM163 151V150H162ZM245 151V150H244ZM130 152V151H129ZM255 152V151H254ZM258 152V151H257ZM257 152H255L257 154ZM122 153V154H121ZM136 153V152H135ZM225 153V152H224ZM252 153V152H251ZM263 153V152H262ZM261 153V154H262ZM129 154V153H128ZM138 154V153H137ZM254 154V153H253ZM130 155V154H129ZM132 155V154H131ZM130 155V157H131ZM259 155V154H258ZM136 156V154H135ZM129 157V158H130ZM251 157V156H250ZM11 158V159H10ZM253 158V157H252ZM256 158V157H255ZM88 159V158H86ZM124 159V158H123ZM254 159V158H253ZM258 159V157H257ZM11 160V161H13ZM131 160V159H130ZM17 161V162H16ZM124 161V160H123ZM150 161V159H149ZM260 161V160H259ZM262 161V160H261ZM264 161V160H263ZM26 162V161H25ZM126 162V161H125ZM252 162V161H251ZM257 162V161H256ZM15 163H14V167H15ZM20 163V162H19ZM128 163V162H127ZM126 164V163H125ZM133 164V163H132ZM251 164V163H250ZM253 164V163H252ZM256 164V163H255ZM127 165V164H126ZM129 165V164H128ZM264 165V164H263ZM12 166V165H11ZM17 166V165H16ZM34 166V165H33ZM13 167V166H12ZM125 167V166H124ZM128 167V166H126ZM125 167V168H126ZM132 167V166H131ZM262 167V166H261ZM123 168V167H122ZM258 168V167H257ZM35 169V168H34ZM124 169V168H123ZM127 169V168H126ZM125 169V170H126ZM11 170V169H10ZM20 170V169H19ZM87 170H91L94 174H97V176H99V179L101 180V184L102 186H98L101 189H105V191L99 192L97 190V184H95V180L93 178H91L90 176H86L88 172H86ZM130 170V169H129ZM259 170V169H258ZM18 171V170H17ZM123 172V171H122ZM257 172V171H256ZM264 172V170H263ZM124 173V172H123ZM129 173V172H128ZM132 173V172H131ZM89 174V173H88ZM133 174V173H132ZM131 174V175H132ZM260 174V173H259ZM22 175V176H21ZM91 175V174H90ZM134 175V174H133ZM21 176V177H20ZM120 176V175H118ZM88 177V178H87ZM116 177V176H115ZM126 177V176H125ZM130 177V176H129ZM128 177V178H129ZM261 177V175H260ZM117 178V177H116ZM119 178V177H118ZM127 178V177H126ZM127 178V179H128ZM45 179V178H44ZM130 179V178H129ZM262 179V178H261ZM260 179V180H261ZM135 180V179H134ZM263 180V179H262ZM136 181V180H135ZM2 182V181H1ZM4 183V182H3ZM262 183V182H261ZM115 184V182H114ZM121 184V183H120ZM129 184V183H128ZM139 184V183H138ZM2 185V183L0 184ZM100 185V184H98ZM137 185V184H136ZM49 186V185H48ZM116 185H115V189H116ZM119 187V185H118ZM259 187V185H258ZM124 188V187H122ZM128 188V187H127ZM137 188V186H136ZM257 188V187H256ZM119 189V188H118ZM262 189V188H261ZM124 190V189H123ZM126 190V189H125ZM199 190V189H198ZM197 190V191H198ZM260 190V189H259ZM264 190V189H263ZM262 190V191H263ZM119 191V190H118ZM127 191V190H126ZM173 191V190H172ZM195 191V190H194ZM204 191V190H203ZM254 191V190H253ZM3 192V193H2ZM123 192V191H121ZM201 192V191H200ZM250 192V191H249ZM11 193V192H10ZM124 193V192H123ZM121 193V195L123 194ZM129 193V192H128ZM172 193V192H171ZM258 193V192H257ZM261 193V192H260ZM3 194V195H2ZM16 194V193H14ZM116 194V193H115ZM176 194V193H175ZM204 194V193H203ZM27 195V196H28ZM117 195V194H116ZM127 195V194H126ZM131 195V194H129ZM178 195V194H177ZM247 195V194H246ZM252 195V194H251ZM263 195V194H262ZM12 196V195H11ZM125 196V195H124ZM214 196V195H213ZM253 196V195H252ZM261 196V195H260ZM264 196V195H263ZM9 197V196H8ZM19 197V196H18ZM119 197V196H118ZM128 197V195H127ZM126 197V198H127ZM182 197V196H181ZM28 198V197H27ZM121 198V196H120ZM134 198V197H133ZM208 198V197H207ZM211 198V197H210ZM32 199V198H31ZM221 199V198H220ZM255 199V196H254ZM259 199V198H258ZM29 202L34 201L33 199L30 201V199H28ZM130 200V199H129ZM183 200V199H182ZM212 200V199H211ZM222 200V199H221ZM248 200V199H246ZM264 200V199H263ZM26 201V200H25ZM125 206L127 204V202H129L128 200H125ZM165 201V200H164ZM202 201V200H201ZM252 200H250L251 202ZM59 202L60 207L55 208L52 205H55V203ZM131 202V201H130ZM133 202V201H132ZM131 202V203H132ZM135 202V201H134ZM162 203V199L160 201ZM123 203V200L122 202ZM166 203V202H165ZM219 203V202H218ZM221 203V202H220ZM14 204V206H15ZM20 204V203H19ZM164 204V203H163ZM223 204V203H222ZM249 204V203H248ZM124 205V203L122 204ZM134 205V204H133ZM132 205V207H134ZM137 205V204H136ZM168 205V204H167ZM203 205V204H202ZM264 205V204H263ZM51 206L53 208H51ZM129 206V204H128ZM163 206V205H162ZM169 206V205H168ZM173 206V205H172ZM221 206V205H220ZM21 207V206H20ZM101 207V208H102ZM123 208L126 207L122 206ZM130 207V206H129ZM138 207V206H136ZM165 207V206H164ZM261 207V206H260ZM263 207V206H262ZM18 208V207H17ZM131 208V207H130ZM172 208V207H171ZM219 208V207H218ZM13 209L16 210V214L13 213ZM104 209V210H105ZM136 209V208H135ZM134 209V210H135ZM176 209V208H175ZM188 209V208H187ZM220 209V208H219ZM236 209V208H235ZM249 209V208H248ZM20 210V209H19ZM129 210V209H128ZM133 210V212H134ZM168 210V209H167ZM172 210V209H171ZM177 210V209H176ZM261 210V209H260ZM25 211V210H24ZM205 211V210H204ZM213 211V210H212ZM240 211V210H239ZM248 211V210H247ZM246 211V212H247ZM21 212V210H20ZM131 212V211H130ZM131 212V213H133ZM139 212V211H138ZM178 212V211H176ZM186 212V211H185ZM135 213V212H134ZM173 213V212H172ZM233 213V212H232ZM236 213V212H235ZM241 213V212H240ZM245 213V212H243ZM248 213V212H247ZM19 214H22L19 213ZM18 214V215H19ZM136 214V213H135ZM178 214V213H177ZM176 214V215H177ZM234 214V213H233ZM249 214V213H248ZM24 215V213H23ZM22 215V216H23ZM110 215V214H109ZM166 215V213H165ZM168 215V214H167ZM215 215V214H214ZM228 215V214H227ZM21 216V217H22ZM140 216V214H139ZM163 216V215H162ZM175 216V215H174ZM178 216V215H177ZM183 216V215H181ZM20 217V218H21ZM25 217V216H24ZM113 217V216H112ZM180 217V216H179ZM217 217V216H216ZM242 217V216H241ZM250 217V216H249ZM93 218V217H92ZM114 218V217H113ZM117 218V217H116ZM115 218V219H116ZM166 216L164 219L163 216V220L164 224H163V228L164 226H166V229L168 227V224L170 223V218H168L166 220ZM173 218V217H172ZM175 218V217H174ZM246 218V217H245ZM23 219V218H22ZM27 220V219H26ZM25 220V221H26ZM94 220V219H93ZM118 220V219H117ZM163 220L161 219V221L163 222ZM244 220V219H243ZM249 220V219H246ZM253 220V219H252ZM251 220V221H252ZM40 221V219H39ZM96 221V220H95ZM149 221V220H148ZM144 222V220H143ZM157 222V221H156ZM172 222V221H171ZM176 222V221H175ZM246 222V221H245ZM261 221H258L256 219H254L253 221V226H255L256 228H260V224L262 225L263 223H260ZM263 222V220H262ZM6 223V224H7ZM25 223V222H24ZM43 223V222H42ZM10 224V225H11ZM21 224V223H20ZM173 224V222L171 223ZM232 224V223H231ZM238 224V223H237ZM251 224V222L249 223ZM54 225V224H52ZM96 225V224H95ZM127 225V226H128ZM175 225V224H174ZM189 225V224H188ZM6 226V225H5ZM27 226V225H26ZM44 226V225H43ZM101 227H103L102 225H99ZM155 226V225H154ZM153 226V227H154ZM4 227V225H3ZM8 227V226H7ZM157 227V225H156ZM160 227V226H159ZM232 227V225H231ZM244 227V226H243ZM252 227V226H251ZM11 228V227H10ZM9 228V230H10ZM105 228V227H104ZM227 228V227H226ZM262 228V227H261ZM4 229V228H2ZM101 229V228H100ZM157 229V228H156ZM190 228L188 227V230ZM229 229V228H228ZM242 229V228H241ZM252 229V228H251ZM6 230V229H4ZM8 230V229H7ZM152 230V229H151ZM159 230V229H158ZM164 230V229H163ZM162 230V231H163ZM211 230V229H210ZM234 230V229H233ZM240 230V229H239ZM255 229H253L254 232ZM262 230V229H261ZM149 231V232H148ZM167 231V230H166ZM165 231V232H166ZM180 231V230H179ZM195 231V229H194ZM194 231L189 230L187 233V237L188 238L186 241H182L180 239V235L179 233H177L178 231H172L169 234V238H173L175 240V242L177 241L181 247V249L183 248V251L185 250L184 253H186L187 255V259L188 262L190 264H264V249L261 248L259 242V245H254V250L251 254H247V252H244L241 254L239 253H233L227 249H229V245L227 246V249L225 248H220V247H216L218 245L215 246L213 243L205 239L207 238H203L204 240H201L198 238V236H196V234L194 233ZM212 231V230H211ZM210 231V232H211ZM243 231V229H242ZM240 231V232H242ZM248 231V230H247ZM257 231V230H256ZM255 231V232H256ZM260 231V229H259ZM160 232V231H159ZM239 232V233H240ZM261 232V231H260ZM154 233V232H153ZM238 233V232H237ZM264 233V232H263ZM14 234V233H13ZM155 234V233H154ZM215 234V232H214ZM242 234V233H241ZM245 234V233H244ZM98 235V234H97ZM107 235V234H106ZM112 235V234H111ZM248 235V234H247ZM253 235V234H252ZM13 236V235H12ZM8 231H3L0 230V260L2 263L5 264H12V255L13 256H17L18 258V262L19 264H82L84 263V261L86 262V260H84L83 258L86 256L84 253L86 252H90V246L87 244H83L80 246V253H83V255H85L83 258L81 256V254L76 255L73 259H69L66 260L64 258V256H60V258L57 257L56 260H54V258L52 260L44 258V257H40V256H30L26 253V249L25 247H21L18 244V240L16 241L13 237H12ZM96 236V235H95ZM95 236H91V237H95ZM219 236V235H217ZM216 236V237H217ZM257 236V235H256ZM104 237V236H103ZM152 237V238H151ZM245 237V236H244ZM252 237V236H251ZM263 237V235H262ZM108 238V237H107ZM126 238V237H125ZM168 238V236H167ZM183 239V237H181ZM210 238H212L210 236ZM223 238V237H222ZM102 238H100L101 240ZM115 239V238H114ZM158 239V238H157ZM209 239V238H208ZM254 239V238H253ZM103 240V239H102ZM155 240V241H154ZM171 240V239H169ZM213 240V239H212ZM225 240V238H224ZM248 240V238H247ZM251 240V239H250ZM104 241V240H103ZM116 241V239H115ZM119 241V240H117ZM167 241V239H166ZM172 241V240H171ZM215 241V240H213ZM217 241V240H216ZM245 241V240H243ZM256 241V240H254ZM102 244V241H100ZM121 242V241H120ZM165 242V241H164ZM170 242V241H169ZM220 241V244H223L225 242ZM231 242V241H230ZM263 242V241H262ZM90 243V242H89ZM108 243V242H107ZM114 243V242H112ZM228 243V242H227ZM224 244V246H226V244ZM248 243V242H247ZM253 243V242H252ZM251 243V244H252ZM115 244V243H114ZM113 244V245H114ZM239 244V243H238ZM254 244V243H253ZM256 244V243H255ZM263 244V243H262ZM176 245V244H175ZM178 245V244H177ZM178 245V246H179ZM233 246V244H231ZM78 246V245H77ZM101 246V245H100ZM173 246V245H172ZM220 246V245H219ZM241 246V245H240ZM263 246V245H262ZM112 247V246H111ZM121 247V246H118ZM121 247V248H122ZM143 247V248H144ZM155 247L153 248L154 250ZM160 247V246H159ZM222 247V246H221ZM136 248V247H135ZM142 248V247H140ZM161 248V247H160ZM178 248V247H177ZM239 248V246L237 247ZM242 248V247H241ZM252 248V247H251ZM264 248V247H263ZM107 251V248H105ZM116 249V248H115ZM134 249V248H133ZM139 249V248H138ZM137 249V251H139ZM176 249V248H175ZM245 250L247 248H244ZM253 249V248H252ZM261 249L263 250V252H260ZM93 250V249H92ZM152 250V249H151ZM150 250V251H151ZM152 250V251H154ZM159 250V248H158ZM232 250V248H231ZM235 251H237L236 249H234ZM233 250V251H234ZM240 249H238L239 251ZM244 250V251H245ZM249 250V249H247ZM246 250V251H247ZM70 251V250H69ZM72 251V250H71ZM105 251V250H104ZM105 251V252H106ZM135 251V250H134ZM142 251V249H141ZM145 251V250H144ZM151 251V252H152ZM182 251V250H181ZM237 251V252H238ZM243 251V250H242ZM99 252V250H98ZM136 252V251H135ZM160 252V251H159ZM177 252V251H176ZM71 253V252H70ZM75 253V250H74ZM94 253V251H93ZM126 253V252H125ZM132 253V252H131ZM137 253V252H136ZM143 253V251L141 252ZM149 253V252H148ZM153 253V252H152ZM157 253V251H156ZM183 253V254H184ZM146 254V253H145ZM155 254V253H154ZM159 254V253H158ZM163 254V253H162ZM118 255V253H117ZM135 255V254H134ZM71 256V255H70ZM89 256V254L87 255V257ZM138 257V254L136 255ZM163 256V255H162ZM67 257V255H66ZM73 257V255L71 256ZM70 257V258H71ZM90 257V256H89ZM113 257V256H112ZM112 257L110 258L107 254H105L103 252V254H97L94 253L93 254V259L95 260H100L102 261L103 264H121L118 260V258L116 257L112 259ZM127 257V255H126ZM129 257V256H128ZM141 259L146 263V264H164L159 262V260H157L156 258L153 257V255L148 254V255H141L140 256ZM15 260V257H13ZM90 258V259H91ZM139 258V257H138ZM161 258V257H160ZM88 259V258H87ZM89 259V260H90ZM92 259V260H93ZM124 259V258H123ZM136 259V258H134ZM163 259V257H162ZM173 259V258H172ZM186 259V258H185ZM91 260V261H92ZM131 260V259H130ZM167 261H169L168 259H166ZM171 260V257H170ZM12 261V262H11ZM129 261V260H128ZM140 261V260H139ZM164 261V260H163ZM90 262V261H89ZM137 264L138 261L136 260ZM165 262V261H164ZM183 262V261H182ZM93 264L95 263H99L98 261L92 262ZM91 263V264H92ZM131 263L132 260H131ZM171 263V262H170ZM90 264V263H89ZM101 264V263H99ZM128 264V263H127ZM134 264V263H133ZM142 264V263H141ZM167 264V263H166Z\"/></svg>",
  "mask_w": 264,
  "mask_h": 264
}]
</instances>
